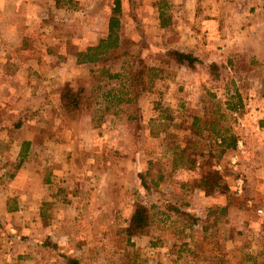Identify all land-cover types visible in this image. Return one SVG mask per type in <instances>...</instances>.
<instances>
[{"label": "rangeland", "instance_id": "obj_1", "mask_svg": "<svg viewBox=\"0 0 264 264\" xmlns=\"http://www.w3.org/2000/svg\"><path fill=\"white\" fill-rule=\"evenodd\" d=\"M119 1L123 56L109 78L75 53L105 37L114 0H0V264H262L264 0ZM173 49L200 62L178 64ZM137 57L161 78L117 104ZM66 82L84 96L77 112L60 107ZM233 87L237 148L209 158L213 139L192 132V116H211ZM184 137L204 145L192 170L172 165ZM209 170L225 188L206 195L191 185ZM137 203L153 222L126 238Z\"/></svg>", "mask_w": 264, "mask_h": 264}, {"label": "trees", "instance_id": "obj_2", "mask_svg": "<svg viewBox=\"0 0 264 264\" xmlns=\"http://www.w3.org/2000/svg\"><path fill=\"white\" fill-rule=\"evenodd\" d=\"M159 10L160 27L164 28L169 23V17L166 16L164 11V4L160 1L157 3ZM120 11V1L114 0V8L108 18L107 33L105 37L99 39L96 44L87 45L84 49H81L75 53L76 62L89 63L93 67L91 71L96 68L100 74L106 75L109 78L120 76L118 73L111 74L109 68L106 67V63L111 59H118L123 56L117 53L121 47L120 44V29L121 24L118 18ZM166 54L169 58H172L176 63H186L191 68L195 63L200 62L197 57L192 53L168 50ZM131 72L127 77L124 89L120 95H113L117 104L136 102L144 90H151L153 83L156 79L161 78L163 69L159 66H152L146 64L141 58L137 57L134 60ZM212 69H218V65L215 62L209 64ZM213 75L217 73L213 71ZM226 99L223 103L216 102L211 103V116L193 115L190 123V128L197 136H202L203 131L208 133V137L213 139V143L207 146V152L209 158L220 159L228 150H234L238 145V135L228 125L229 114L228 112H240L244 109V103L239 89L233 87L232 90H228L226 93ZM214 96V94H212ZM85 99L81 91L76 90L70 83H64L59 91V103L64 112H77L84 103ZM222 104L225 109H222ZM184 146H175L173 152L172 165L174 167H184L188 170H192L196 166V159L193 158L195 150H200L204 147L202 143L192 141L189 137H184ZM29 141H24L21 144L18 151V162L16 167L25 160L28 152ZM203 165V164H202ZM224 178L222 174L217 170L204 171L198 177L192 181V188H198L206 195L214 193L216 190H222L225 188ZM42 213L41 215H44ZM153 222V214L151 209L142 203H137L135 209L128 221V224L121 229V233L126 238H132L134 236L147 235L150 225ZM251 259V255H249ZM67 264H77V261L71 257L66 258Z\"/></svg>", "mask_w": 264, "mask_h": 264}, {"label": "crops", "instance_id": "obj_3", "mask_svg": "<svg viewBox=\"0 0 264 264\" xmlns=\"http://www.w3.org/2000/svg\"><path fill=\"white\" fill-rule=\"evenodd\" d=\"M157 9H158V7H157ZM169 16V15H168ZM169 19H170V16H169ZM158 20H159V24H160V19H159V10H158ZM169 23H170V21H169ZM169 23H168V25H169ZM167 25V26H168ZM262 45H263V43H262ZM262 264H264V261H263V263Z\"/></svg>", "mask_w": 264, "mask_h": 264}]
</instances>
